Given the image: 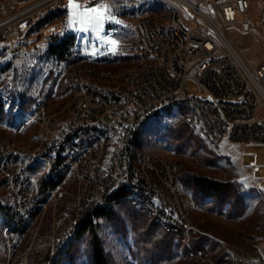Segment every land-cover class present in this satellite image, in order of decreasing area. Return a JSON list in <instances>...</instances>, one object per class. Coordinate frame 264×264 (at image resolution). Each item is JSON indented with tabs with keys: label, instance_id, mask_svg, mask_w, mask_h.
<instances>
[{
	"label": "built area",
	"instance_id": "built-area-1",
	"mask_svg": "<svg viewBox=\"0 0 264 264\" xmlns=\"http://www.w3.org/2000/svg\"><path fill=\"white\" fill-rule=\"evenodd\" d=\"M104 0H75L76 3L93 7ZM174 10L152 12L138 19L134 26L133 41L129 53L146 59L147 75L134 71V63L128 62L124 69H116V75L106 76L107 67L89 59V63L77 64L67 75L76 80L77 105L68 112H59L58 124H52V139L49 148H41L38 156L49 157L51 172L55 167L64 169V176L74 177L75 166H81L87 153H95L94 169L89 170L90 192L81 217H76V226L86 220V213H94L100 202H111L118 194V186L135 182V188L151 192L149 206L159 210L164 229L176 237L191 235L194 222L191 212L185 209L186 193L176 181L174 163L161 155L146 157L141 164V173L133 172L130 163V141L138 127V120L151 115L154 109L173 102L192 100L191 123L200 128V122L211 125V133H203L222 147L225 142L264 144V63L249 64L236 50L226 32L238 29L248 33L252 29L250 13L258 0H170ZM69 7V0H0V53L16 59L30 52L38 43L37 37L48 30L29 31L35 18L47 17L48 10ZM245 15L243 22L237 18ZM44 30V31H43ZM190 72L192 74L190 75ZM193 80L200 89L199 95H191L188 82ZM87 81V92H78V82ZM50 101H41L36 106L37 116L49 114ZM109 127L114 133L116 146H109V156L104 164H97V145L86 146V139L94 138V131ZM5 163L0 164V180H4L5 192L12 195L20 215H29V206L46 204V197L58 195V187L44 182L43 193L31 188V175L18 168L17 156L26 155V147L14 141H6ZM75 148V155H68L65 165H55L57 153H66ZM156 166H163V174H156ZM248 168L255 175L264 168L256 161ZM99 172H106V180H99ZM50 174V173H46ZM260 179H264L260 178ZM174 181L173 194H181L182 209H175L172 201H165L162 186ZM60 195H58L59 197ZM133 193L127 201H133ZM75 201V200H74ZM124 206H113L118 210ZM194 210H198L195 206ZM93 224H98L95 217ZM24 224V228L27 223ZM9 231L10 254L16 253V234ZM68 238V233L62 238ZM196 263H206L203 254H195ZM13 264H23L16 263Z\"/></svg>",
	"mask_w": 264,
	"mask_h": 264
},
{
	"label": "rangeland",
	"instance_id": "rangeland-1",
	"mask_svg": "<svg viewBox=\"0 0 264 264\" xmlns=\"http://www.w3.org/2000/svg\"><path fill=\"white\" fill-rule=\"evenodd\" d=\"M96 4L97 7L100 4L107 5L114 15V20L105 22L99 29L93 28L89 32L79 31V28L85 27L79 23H73L69 30L65 28L69 20L68 10L64 17L48 25L47 31L43 30L44 33L37 37L38 43L30 52L16 59H9L0 53V101L3 102L0 103L7 114L6 120L0 123V147L6 141H14L28 150L36 147L39 132L36 126L37 104L41 101H50L53 110L59 108L69 98L68 92L61 96L50 95L52 86V83L48 82L50 74L53 72L58 79L66 78L67 82V75L71 69L62 70L65 64L57 65L54 62L47 51L49 46L62 40L74 41L75 58L85 60L86 63H89L88 58L94 59V62L101 66L117 69L128 63L122 58L130 55L134 26L138 19L152 12L168 10L167 6L158 0H104ZM245 19V15L237 18L238 22H243ZM250 21L252 23L250 32L244 34L238 29H233L226 32V36L246 62L259 65L264 63V0H258L254 4ZM85 39L88 42H84ZM86 63L79 61L77 64ZM188 85L191 95H199L200 89L195 81L190 80ZM182 117L177 109L172 114L162 111L159 116L145 123L140 138L142 151L139 152V157L134 163L139 162L143 154L161 155L175 166L182 163L194 174L222 181L236 179L246 188L255 189L256 192L247 195L248 212L239 219H228L219 216L216 212H206L194 202L189 191L185 189L183 191L187 196L186 209L191 212V220L195 225L194 246L195 237L198 235H203L210 243L217 242L221 246L213 255L206 252L208 259L203 264H236L234 258L239 262L237 264H264V179H260L264 177V168H261L255 177L248 168L253 161L261 167L264 166V144L227 141L221 148L215 149L196 128L198 136L206 145V150L195 152L193 148H188L184 155H176L170 147L167 128L176 119ZM212 156H218L220 160L207 162ZM75 187L71 177H66L59 189L61 199L52 201L49 198L47 209L39 213V217L29 224L23 234H16V253L11 257L4 244V225L8 216L0 212V264H13V262L32 264L33 261L41 264H92L86 240L75 242L73 247L71 245L75 234L70 235L72 232L70 229L74 226L76 217H79L76 211L77 204L74 201ZM11 202L0 180V203L5 211H11L13 206ZM130 206H133L131 202H126L124 208ZM195 206L198 210H194ZM29 221L30 219L27 223ZM67 233L68 238L63 240L61 246L62 238ZM99 238L112 264H140L136 262L132 249L137 250L136 246L141 238L135 235L130 227L127 233L118 234L110 225L103 222ZM179 240L182 244V238ZM222 252L227 256L223 263H219L217 259ZM143 264L199 263L192 260L187 248L182 244L171 257L155 263L149 260Z\"/></svg>",
	"mask_w": 264,
	"mask_h": 264
},
{
	"label": "trees",
	"instance_id": "trees-1",
	"mask_svg": "<svg viewBox=\"0 0 264 264\" xmlns=\"http://www.w3.org/2000/svg\"><path fill=\"white\" fill-rule=\"evenodd\" d=\"M68 10L69 7L66 6L50 13L46 18L40 20L31 31H39L46 26L55 23L57 20L64 17ZM73 48L74 41L70 42V40H62L57 44L49 46L47 51L57 65L65 64L62 70H70L79 61H84L86 63L85 60H79L74 57ZM122 60L124 62H129L132 60V57L128 55L127 57L122 58ZM48 82L52 83L50 88L51 96H61L68 92L66 78L58 79V77L56 78L52 72L48 77ZM25 108L27 110L29 109L28 107ZM176 109L182 114L183 119H176L167 128L169 137L168 141L171 149L174 150L176 155H184L188 148H193L195 152L202 149L206 150L204 141L198 136L196 128L190 123V110L183 101H179L174 102L163 110H158L152 113L143 120L137 136L133 141L132 150L130 149V157L132 161H137L139 152L142 151L143 146L140 138L143 125L149 120L159 116L162 111H165L167 114H172ZM6 116L7 114L4 106L0 103V123L6 120ZM218 160H220V157L212 156L207 162L212 163L213 161L217 162ZM176 169L183 189L191 193L194 202L198 204L202 210L206 212H216L219 216H224L228 219L242 218L248 212L249 205L247 202V195L248 193L256 192L255 189L246 188V186L236 179L222 181L194 174L182 163L176 164ZM29 171L31 175L36 176L38 169H29ZM48 184L52 187H58V185H60L57 183ZM44 186L42 179L37 178V180L31 184L30 190L35 193H42L44 191ZM124 194H126V190L122 189L116 194V196H114V199L119 198ZM123 204L125 205V203ZM0 212L4 213L5 216H8L4 225L6 227L14 217V207L12 206L11 211H5V208L0 203ZM39 215L40 214L37 213L33 216L26 224L25 229L28 228L29 224L33 222V220H36ZM95 217L99 221L97 225L92 222L95 221ZM103 222L110 225V227L118 234L127 233L128 227H130L132 232L141 238L139 244L137 242V250L132 249L136 262H139L140 264L148 262L149 260H153L155 263L166 257H171L176 249L182 246L181 241L174 233L164 230V228L153 222L147 215L142 214L134 206H130L129 208H124L123 206L118 210L97 207L94 209V213L89 214L82 225L78 226V229L74 232L75 235L71 244L73 247L75 242L80 243L81 241L86 240L91 254L92 264H112L105 251L103 242L99 238V232ZM21 234H23V232H21ZM195 246L199 249H204L208 254L210 253V255L216 253L221 247L217 242L210 243L208 238L203 235L195 237ZM70 251L71 249L68 250V255L70 254ZM226 256L227 254L222 252L218 257L219 259H217V262L223 263ZM234 262H236V264L239 263L235 258ZM32 264L41 263L33 261Z\"/></svg>",
	"mask_w": 264,
	"mask_h": 264
},
{
	"label": "bare ground",
	"instance_id": "bare-ground-1",
	"mask_svg": "<svg viewBox=\"0 0 264 264\" xmlns=\"http://www.w3.org/2000/svg\"><path fill=\"white\" fill-rule=\"evenodd\" d=\"M158 1L164 4L165 6H167V8L165 7L166 9H168L167 12H169L170 10H174L173 1H170V0H158ZM60 8H63V7H55V8L49 9L48 15ZM44 18L46 17H38V18H35V22H30L29 31H31L40 22V20ZM130 56L132 57V60L130 62H135L134 71H140V75H147L146 59H139V55L136 53H130ZM117 69H124V66L119 67ZM113 75H116V69H109V68L106 69V76H113ZM67 86H68L69 98L67 99V101H64L59 106V108L52 110L51 104H50L51 113L40 114V117L37 116V111H36V126L39 131L37 133L38 134L37 135L38 144L36 147L32 149L28 150V148H26V155L17 156L18 168H20L22 172H26L27 174L31 175L29 169H38L36 176L31 175L32 177L31 184H33L37 180V178H41L43 182L52 183V184H55V183L60 184L58 185V195H60L59 189L66 179V177H62L64 176V169H62V167H55V169L52 170L51 172L50 158L44 157V156H38V154L41 152V148H49L50 141L52 139V130L50 129L52 128V124H58L59 112H68L69 110H72L75 107V105H77L76 90H73V88H71V87H76V80L67 79ZM78 92L79 93L87 92V81L78 82ZM184 103L186 104L187 108L192 107V100H184ZM167 106L169 105H163L161 107H158L157 109H154L152 113L158 110H163ZM188 109L190 110V108ZM148 116L149 115H144L143 118L138 120V127L136 131L134 132V137H132L130 141V148H132L133 141L135 140L137 136L141 123ZM190 123H191V116H190ZM191 124L193 125V123ZM197 129L199 130L201 136L213 148L219 149L217 142H213L211 141L210 138L203 136V133H211V125H209L208 122H200V128H197ZM97 140H100L98 151L96 152L97 164H104L105 158L109 156V146H116V137L114 136V133H109V127H102V131H94V138L86 139V146L97 145ZM4 152H5V145H2L0 147V154H4ZM68 155H75V148H67V154L57 153L55 156V165H65V163L68 162ZM146 157H153V155L143 154L142 156H140L139 162L137 163H134L133 162L134 160L132 161L130 157V163L131 165H133L134 173H141V164H143V160H146ZM3 163H5V156H0V164H3ZM94 163H95V153H87L85 157V161L82 162L81 166H75L74 177H71L74 184L76 185L75 201L78 207V208L76 207V211H77V214H79V217H81V213L82 211H84V207L86 205V195H82V192H90V181H85V179L89 178V170L94 169ZM46 173H50V174H46ZM156 174H163V166H156ZM99 180H106V172H99ZM1 181L5 189L4 180H1ZM176 181L179 186H182L179 181L178 174H176ZM122 189L126 190V194L116 199L113 198V203L111 202L97 203V205L94 206V209H96L97 207H100L103 209L104 208L113 209V206H121L123 203L131 202L138 211L149 216V218L153 222H155L156 224L164 228V222L160 221L159 219L153 218V217H159V210H154V207L148 205V202H151V192L144 191L143 189H140V188H135V182H124L120 184V186H118V192ZM173 191H174V181H166V186H162V194H164V200L172 201V205L173 207H175V209H182L181 194H173ZM131 193H133V196H134L133 201H127V195H130ZM58 195L47 196L46 204L42 205L41 208H39V204H32L31 206H29V213L43 212L48 207L47 206L48 199L51 198L52 201L53 200L59 201L61 198V195L59 197ZM9 196L12 200V195H9ZM12 203L14 207V217L4 229V244L5 245H8L9 231L25 230L24 224L22 223H27V221L30 219L29 215H20L19 220H17V209H16L15 200H12ZM185 209H186V199H185ZM89 214L91 213H86V217ZM61 221L62 220H60L59 223H61ZM74 226H76V222ZM78 226L73 227V231L70 233V235H74V232L76 231V229H78ZM193 230H194V227H193ZM182 244L187 248L189 255L193 261L196 262L195 254H203V260L207 262L208 254L206 253L205 250L198 249L194 246L191 235H184V238H182ZM5 248L11 257L13 254H10L9 247H5Z\"/></svg>",
	"mask_w": 264,
	"mask_h": 264
},
{
	"label": "snow or ice",
	"instance_id": "snow-or-ice-1",
	"mask_svg": "<svg viewBox=\"0 0 264 264\" xmlns=\"http://www.w3.org/2000/svg\"><path fill=\"white\" fill-rule=\"evenodd\" d=\"M113 20V13L105 4H100L99 7H88L76 3L75 0H69V20L65 28L71 30L73 23H79L85 25V27L79 28V31L89 32L93 28L99 29L105 22H111ZM84 42L88 41L85 39ZM0 47L6 46L0 45Z\"/></svg>",
	"mask_w": 264,
	"mask_h": 264
},
{
	"label": "crops",
	"instance_id": "crops-1",
	"mask_svg": "<svg viewBox=\"0 0 264 264\" xmlns=\"http://www.w3.org/2000/svg\"><path fill=\"white\" fill-rule=\"evenodd\" d=\"M12 203V202H11Z\"/></svg>",
	"mask_w": 264,
	"mask_h": 264
}]
</instances>
